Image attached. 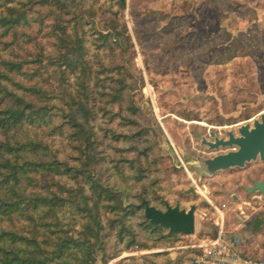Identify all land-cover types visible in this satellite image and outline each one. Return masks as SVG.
Here are the masks:
<instances>
[{"label": "rangeland", "instance_id": "obj_1", "mask_svg": "<svg viewBox=\"0 0 264 264\" xmlns=\"http://www.w3.org/2000/svg\"><path fill=\"white\" fill-rule=\"evenodd\" d=\"M37 1L30 0L29 15L35 18L39 10L44 18L26 30L32 39L29 50L36 51L38 46L51 50L49 33L55 20ZM66 1L71 5V0ZM72 1L95 45L100 44L97 35H110L113 51L100 57L103 65L113 75L119 67L132 86L122 108L126 126L121 118L109 122L110 116L100 111L95 116L98 140L94 153L102 152L105 161L97 168L109 169L103 172L109 184L127 187V198L121 197L124 205L136 204L140 194H145L154 205L166 200L170 206L197 207L192 236L161 238L167 232L143 230L139 218L133 217L130 223L143 248L123 252L108 264L121 259L133 264H194L201 253L192 246L216 236L220 215L227 239L238 236L241 243L237 246L252 256L249 250L254 253L253 245L264 242V236H253L246 223L239 226L237 217L242 216L237 209L244 200H240L243 186L264 179V162L208 175L204 161L233 148L210 150L203 141L213 142L209 139L217 134L213 128L228 127L222 130L225 138L241 123H252V117L244 118L256 115L258 119L264 112V0H124L122 7L117 0ZM91 50L90 55L96 52L94 47ZM91 58L93 69L98 70L102 62ZM128 107L136 112L132 114ZM105 129L127 138L116 142L110 131L104 137ZM48 142L61 159L75 162L78 154L70 152L64 138L50 136ZM120 159H124L123 176L110 168L111 161ZM140 169L142 177L136 181L132 177ZM114 193L121 195L118 190ZM62 221L70 230V217L64 215ZM101 222L106 223L105 216Z\"/></svg>", "mask_w": 264, "mask_h": 264}, {"label": "trees", "instance_id": "obj_2", "mask_svg": "<svg viewBox=\"0 0 264 264\" xmlns=\"http://www.w3.org/2000/svg\"><path fill=\"white\" fill-rule=\"evenodd\" d=\"M29 4L30 0H0V264H108L123 252L143 248L130 223L133 217L139 218L143 230L167 232L161 238L181 237L151 226L144 217L143 202L164 212L168 201L158 206L140 194L136 204L124 205L121 197L127 198V187L109 184L103 173L107 169L97 168L105 161L102 152L94 153L95 116L100 111L110 116L109 122L121 118L126 126L122 108L132 92L127 75L119 73V67L113 75L100 59L113 51L110 35H97L100 44L95 45L72 0L71 5L66 0H40L35 4L55 20L49 33L52 49L38 46L30 51L32 39L26 30L44 17L39 10L31 17ZM119 38L116 35L118 42ZM91 47L97 53L90 55ZM91 57L102 62L98 70ZM128 110L136 112L133 107ZM109 131L116 142L127 138ZM109 131L105 129L104 137ZM50 136L64 138L70 152L78 154L75 162L60 158L48 142ZM123 161H111L110 168L120 176ZM142 171L132 178L140 181ZM115 190L121 195H114ZM243 194L240 200L250 197L244 189ZM64 215L73 222L70 230L62 221ZM263 216L246 223L253 236H264ZM253 247L249 257L264 256V242ZM130 261L115 264H133Z\"/></svg>", "mask_w": 264, "mask_h": 264}, {"label": "water", "instance_id": "obj_3", "mask_svg": "<svg viewBox=\"0 0 264 264\" xmlns=\"http://www.w3.org/2000/svg\"><path fill=\"white\" fill-rule=\"evenodd\" d=\"M124 0H121L123 2ZM203 144L210 150L219 148H234L225 154H219L204 161L205 173L213 175L219 171L232 168H243L250 162L259 160L264 162V112L252 123L240 125L236 131H228L226 138L215 139L213 142L203 141ZM247 195L258 193L264 196V181H253L251 186L244 187ZM195 194V190L189 191ZM207 205V202L203 203ZM144 207V217L151 226H160L176 232L183 236H192L196 228V205H191L188 209L181 208L179 204L167 206L164 212L149 206L146 202Z\"/></svg>", "mask_w": 264, "mask_h": 264}, {"label": "built area", "instance_id": "obj_4", "mask_svg": "<svg viewBox=\"0 0 264 264\" xmlns=\"http://www.w3.org/2000/svg\"><path fill=\"white\" fill-rule=\"evenodd\" d=\"M212 128L209 127V130H212ZM227 128H213L217 134H215V137L209 135V139L214 141V139L224 138L222 130ZM229 128L231 129L233 126ZM233 150L235 149L233 148ZM237 210L243 220H248L256 212H264V196L258 193L253 195L250 200L242 201ZM204 216L206 215L203 214ZM222 216L220 215L221 224H218L219 229L216 236L214 238H204L198 244L192 246L198 248L201 253L194 264H264V256L256 259L249 257L237 246L238 241L236 238L227 239L222 225L224 220Z\"/></svg>", "mask_w": 264, "mask_h": 264}, {"label": "crops", "instance_id": "obj_5", "mask_svg": "<svg viewBox=\"0 0 264 264\" xmlns=\"http://www.w3.org/2000/svg\"><path fill=\"white\" fill-rule=\"evenodd\" d=\"M261 114V113H260ZM260 114H258V115H260ZM255 117V118H254ZM254 119H256V115H254V116H252V119L250 120V121H253ZM249 121V122H250ZM248 123V122H247ZM242 124H244V123H241L240 125H242ZM255 181V180H254ZM256 181H264V179H260V180H256ZM251 184H252V182H251ZM251 184L250 185H245V186H243V189H244V187H249V186H251ZM257 194V193H256ZM255 194V195H256ZM249 196V195H248ZM235 198V200L236 199H238V197L237 196H235L234 197ZM243 201H247V200H243ZM259 214H263L264 215V212H256V213H254L252 216H250V218L248 219V220H243V219H241V218H239V217H237V220H238V222L237 223H239V226H241V225H243L244 223H247L248 221H250V219L252 218V217H255V216H257V215H259ZM264 217V216H263ZM236 229H234L233 231H235ZM234 234V233H233ZM232 235V234H231ZM234 238H236V240L238 241V243L240 244L241 243V240L239 239V237L238 236H234V235H232ZM239 247H240V245H239ZM240 249H242L243 251H244V249L241 247ZM249 252L251 253L252 251L251 250H249ZM244 253L245 254H247L245 251H244ZM264 253V251H262V253H260V255L261 254H263ZM248 255V254H247ZM259 255V256H260Z\"/></svg>", "mask_w": 264, "mask_h": 264}]
</instances>
